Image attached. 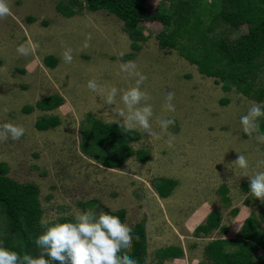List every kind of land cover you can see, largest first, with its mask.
I'll return each instance as SVG.
<instances>
[{"label": "rangeland", "instance_id": "rangeland-1", "mask_svg": "<svg viewBox=\"0 0 264 264\" xmlns=\"http://www.w3.org/2000/svg\"><path fill=\"white\" fill-rule=\"evenodd\" d=\"M60 1L65 8L78 9L77 13L71 17L62 15L56 9ZM84 1L8 0L12 14L0 19V125L11 122L22 126L25 133L18 140H0V164H4L0 174L4 171L18 183L37 185L41 220L74 217L76 212H89L94 217L101 212L115 215L124 209V223L132 227L144 217L146 228L156 231L154 236H148L144 264H158L156 246L177 243L186 249L183 260H165L161 264L208 260L204 247L209 238L201 236V232L194 234L198 225L194 229L185 227L191 214L201 206L219 208L221 223L230 225L236 218L232 210L242 211L238 216L241 218L264 209V204L250 193L249 177L245 176L264 171V164L259 163L264 160V143L256 139L262 134L254 132L250 137L240 124L241 116L253 103L264 106V101L244 96L234 84L225 90L221 82L200 74L197 66L176 49L159 48L155 35L164 29L161 19L140 21L139 29L147 39L137 40L140 48L135 50L121 19L105 9H79L78 3ZM202 1L217 5L214 0ZM173 2L145 0L144 11L169 12ZM203 19L209 22L205 14ZM213 30L222 40H231L248 28L244 24L233 29L218 22ZM88 36L90 46L83 48ZM29 40L36 45L35 51L28 56L18 54L17 47ZM65 47L73 50L70 64L62 60ZM47 55L56 58L54 66L44 62ZM260 59H264V52ZM127 61H134L136 70L147 77L142 90L152 98L151 123L158 135L150 138L134 128L140 138L130 145L134 150H147L148 159L140 161L133 155L119 168H108L80 151L81 129L89 124V116L110 122L118 119L116 111H126L122 91L136 81V77L120 69V64ZM93 79L98 91L87 87ZM254 85H264V65ZM111 87L119 91L115 104L107 105L105 98ZM168 92L175 94L174 112L164 107ZM48 96L60 97L61 104L46 112L23 110ZM42 115H56L60 123L38 130L35 122ZM158 119H173L175 123L162 131L156 123ZM237 152L248 159L246 170L234 164L226 168L237 158ZM161 180L175 182L166 197L159 196L155 189ZM222 187L227 201L220 193ZM2 223L0 216V242L6 237ZM165 227L163 234L169 236L170 231L180 239H153ZM214 234L220 235L218 231ZM189 250L195 255L191 256ZM256 258L262 260L263 252L258 251Z\"/></svg>", "mask_w": 264, "mask_h": 264}, {"label": "trees", "instance_id": "trees-1", "mask_svg": "<svg viewBox=\"0 0 264 264\" xmlns=\"http://www.w3.org/2000/svg\"><path fill=\"white\" fill-rule=\"evenodd\" d=\"M216 6L204 3L202 0H174L169 12L144 11L145 0H85L79 2V9L84 6L87 10L105 9L114 14L124 23V29L130 39L131 46L137 50L140 45L137 40L145 41L147 36L139 29L141 20L159 18L165 23L155 38L161 49H176L181 56L191 60L197 66L198 72L207 77H213L217 83L228 90L232 84L244 96L258 102L264 101V85L255 87V79L264 59H260L264 52V0H214ZM56 9L62 15L71 17L78 9L65 8L62 2L56 4ZM207 10V12L205 11ZM164 10V9H163ZM209 17L206 24L203 15ZM223 22L233 29L246 24L248 31L231 39L222 40L214 33V26ZM44 62L54 66L56 58L47 55ZM58 96H48L35 103V107L51 110L61 104ZM33 106L23 108L30 112ZM90 122L81 129L80 151L93 158L104 167L119 168L127 158L136 155L140 161L149 157L145 149L134 150L130 143L139 140L140 134L136 130L125 132L119 123L103 122L89 116ZM60 123L56 115L41 116L35 122L38 130H46ZM259 125L258 134H264V116ZM4 164H0V169ZM2 171V170H1ZM171 180H161L155 189L159 196L170 194ZM223 200L226 189L219 188ZM236 214L237 210H232ZM234 214V215H235ZM42 208L38 200V187L33 183H18L4 174H0V216L2 217L5 239L0 242L3 246L18 252L21 256L29 253L39 254L40 249L35 239L43 232L41 226ZM124 222L125 210L119 209L115 213ZM220 212H210L205 221L195 228V235H204L213 228L220 233L227 231L226 225H220ZM60 220L72 219L71 216L57 217ZM56 218V219H57ZM55 220V219H54ZM263 223V226H261ZM133 244L128 254L139 264L147 259L146 230L144 219L132 227ZM263 252L262 260L258 261L256 254ZM204 252L208 260L197 264H264V209L259 214L250 213L234 238H215L209 241ZM182 250L177 246H166L155 253L157 263L161 264L169 258L180 257Z\"/></svg>", "mask_w": 264, "mask_h": 264}, {"label": "clouds", "instance_id": "clouds-1", "mask_svg": "<svg viewBox=\"0 0 264 264\" xmlns=\"http://www.w3.org/2000/svg\"><path fill=\"white\" fill-rule=\"evenodd\" d=\"M11 8L8 0H0V19L11 15ZM91 36L86 37L83 48H88ZM36 49V45L29 40L26 44L17 47L18 54L28 56ZM72 49L65 47L62 52V60L71 63L73 60ZM123 56V53H121ZM120 69L136 77L135 84L122 91L121 100L126 108L116 111L118 117L114 123H119L125 132L139 128L150 138L157 136L154 131L151 119L153 109L149 101L151 96L142 90V85L147 77L138 72L134 61L122 62ZM87 87L92 91H98L96 81L89 80ZM116 87L107 90L105 104H115L118 94ZM174 92H168L165 97L164 107L175 111L172 103ZM264 116V106L253 103L245 115L240 118V124L244 133L252 136L258 131V118ZM122 118V121H121ZM156 123L162 131H166L169 125L175 123L173 119H158ZM25 133L22 126L7 122L0 125V140L20 139ZM172 139L168 143L171 146ZM256 139L264 143V134L257 135ZM237 158L226 168L236 165L240 169L249 167L248 159L239 152ZM264 164V160L259 162ZM249 177L250 193L264 204V171H258L254 175L245 174ZM43 232L35 239L36 246L40 249L38 255L33 256L24 253L22 256L0 244V264H139V262L128 254L133 244L132 229L121 221L117 215L109 212H101L94 217L89 212H76L72 219L41 220Z\"/></svg>", "mask_w": 264, "mask_h": 264}, {"label": "crops", "instance_id": "crops-1", "mask_svg": "<svg viewBox=\"0 0 264 264\" xmlns=\"http://www.w3.org/2000/svg\"><path fill=\"white\" fill-rule=\"evenodd\" d=\"M43 98H41V99H39V100H42ZM39 100H37V101H39ZM36 101V102H37ZM35 104H33V105H31V106H33V109L32 110H34L35 108L36 109H38V110H40V111H51V110H53V109H55V108H57V107H55V108H53V109H51V110H42V109H39V108H37V107H35L34 106ZM31 110V111H32ZM42 116H51V115H42ZM41 117V116H40ZM47 130V129H46ZM42 131H45V130H42ZM213 209H218V210H213ZM212 210H211V208H205V207H203V206H201V207H199L198 208V211H196L194 214H191V217H192V219H190V222L187 224L188 226H185V227H187L186 229H188V228H192V229H194L197 225H199V224H202L204 221H205V219H206V217H207V215L210 213V212H212V211H217V212H220V214H221V217H220V225H225V224H223V223H221V220H222V212H221V210L219 209V208H213ZM239 210V209H238ZM242 211H237V213H236V215H234V216H236V218L234 219V221L232 222V224H230V225H226L227 227H228V229H227V231H225L224 233H220L219 232V229H218V227L217 228H213L212 230H210V232H208L207 234H203V233H201V236L203 235V236H207V238H209V240H207V243L209 242V241H211V240H213V239H215V238H234L235 237V234H236V232L241 228V226H242V224H243V222H244V220H245V218L248 216L247 214L246 215H244L243 214V216H241V218H238V216L240 215V213H241ZM126 215V214H125ZM190 217V218H191ZM142 219H144V225H145V230H146V241H147V243H146V245H147V247H146V250L148 249V244H149V241H148V236L151 234V236H154V234L156 233V231L154 232L153 230H150V227H149V229H147L146 228V226H147V222H145L146 220H145V218L143 217ZM141 219V220H142ZM238 219V220H237ZM140 220V221H141ZM137 223V222H136ZM186 224V223H185ZM165 230H166V227L162 230V231H157V233H158V235L159 236H161V237H159V236H156L155 238H153V239H156L157 241L158 240H165L167 237H172V240L173 239H175V241H178L179 239H180V237L178 238L175 234H173L172 232H170L169 231V233H170V235L168 236L166 233H164L163 234V232H165ZM149 231V232H148ZM218 231V233L220 234L219 236H216V234H214V232H217ZM214 234V236H212ZM201 239V238H200ZM206 243V244H207ZM151 245V244H150ZM177 246V247H179L181 250H182V254H181V256L183 255V253L184 254H186V249H185V247H184V245H181V244H168L167 246ZM164 247H166V246H162V245H158V246H156V248L157 249H161V248H164ZM148 251V250H147ZM190 254H191V256H194L195 254H194V252H190V250L188 251ZM156 253V252H155ZM205 253V252H204ZM176 257V258H169V259H166V260H183V258L182 257ZM165 261V260H164ZM198 262H196V263H194V262H191V264H197ZM184 264H187V262L185 261L184 262Z\"/></svg>", "mask_w": 264, "mask_h": 264}]
</instances>
